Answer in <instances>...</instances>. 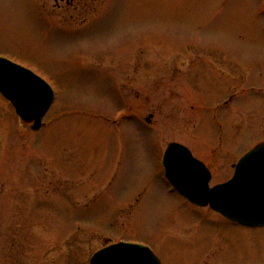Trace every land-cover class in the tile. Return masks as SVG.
Returning <instances> with one entry per match:
<instances>
[{
    "label": "rangeland",
    "instance_id": "1",
    "mask_svg": "<svg viewBox=\"0 0 264 264\" xmlns=\"http://www.w3.org/2000/svg\"><path fill=\"white\" fill-rule=\"evenodd\" d=\"M256 4L0 0V58L55 93L38 132L0 95V264H89L118 242L161 264H264V228L185 202L161 162L181 144L213 187L264 143Z\"/></svg>",
    "mask_w": 264,
    "mask_h": 264
},
{
    "label": "water",
    "instance_id": "2",
    "mask_svg": "<svg viewBox=\"0 0 264 264\" xmlns=\"http://www.w3.org/2000/svg\"><path fill=\"white\" fill-rule=\"evenodd\" d=\"M0 94L16 115L34 131L55 96L51 87L31 71L0 58ZM147 122H149L147 120ZM162 165L170 185L189 203L209 207L231 223L264 228V143L249 151L235 166L226 183L210 187L211 174L185 147L172 143ZM90 264H161L146 247L119 243L94 255Z\"/></svg>",
    "mask_w": 264,
    "mask_h": 264
},
{
    "label": "flooded vegetation",
    "instance_id": "3",
    "mask_svg": "<svg viewBox=\"0 0 264 264\" xmlns=\"http://www.w3.org/2000/svg\"><path fill=\"white\" fill-rule=\"evenodd\" d=\"M249 1L251 3V0H246ZM256 7L254 9V17L256 18H261L264 20V0H255ZM262 28H263V32H264V22L262 24ZM233 100L232 97H229V99H227L226 101H224L223 105L224 106H229V102H231ZM231 105V104H230ZM221 126H219V129Z\"/></svg>",
    "mask_w": 264,
    "mask_h": 264
}]
</instances>
